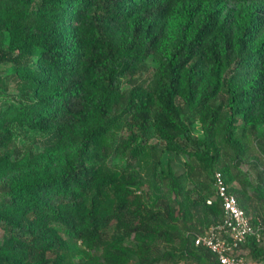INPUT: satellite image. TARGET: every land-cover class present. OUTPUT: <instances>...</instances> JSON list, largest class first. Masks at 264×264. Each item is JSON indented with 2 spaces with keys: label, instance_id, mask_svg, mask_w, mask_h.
<instances>
[{
  "label": "trees",
  "instance_id": "1",
  "mask_svg": "<svg viewBox=\"0 0 264 264\" xmlns=\"http://www.w3.org/2000/svg\"><path fill=\"white\" fill-rule=\"evenodd\" d=\"M147 57L152 76L135 81ZM4 63L22 96L0 98V264H218L193 242L222 216L215 171L260 223L264 0H0ZM123 128L130 159L155 164L153 134L211 178L189 162L166 164L157 184L146 165L108 167L106 135ZM21 129L41 147L18 148ZM244 160L262 164L254 182ZM257 240L240 244L246 259Z\"/></svg>",
  "mask_w": 264,
  "mask_h": 264
},
{
  "label": "rangeland",
  "instance_id": "2",
  "mask_svg": "<svg viewBox=\"0 0 264 264\" xmlns=\"http://www.w3.org/2000/svg\"><path fill=\"white\" fill-rule=\"evenodd\" d=\"M155 62L153 58L147 57L142 65V67L135 71L131 78L135 81H139L141 79L149 80L152 76L153 70H154ZM0 98L3 99H18L20 96H22V91L18 87L15 81L14 73L12 70V67L8 63L0 64ZM121 86L123 88H128L130 86V83L128 81V76H123L121 78ZM190 130L195 135H201V129L199 126V122L196 118H192L189 122ZM126 131L123 129H114L108 132L106 135V141L109 143L111 149L108 154V156L105 159V162L108 167L110 168H119L126 164L128 160L131 161V164L135 168H141V172L144 169V166L146 165L150 171H148L150 174L149 178L154 182L158 183V177L161 176V168L165 167L166 164H169L170 167L174 172H180L184 169L189 170L188 166L186 164L191 163L192 168L189 171L191 174H194V171L198 170L200 172L199 177H205L206 179L211 178V171L209 170H203L201 169L197 162L195 160H189L187 161L186 157L181 154L174 152L170 148L163 145V141L158 139L155 135L150 134L147 137V142H153L156 144V146L160 147V154L158 157V160L153 163V160L150 158L146 162H137L136 160L130 159L129 156L126 153V147L121 146V139L124 137ZM123 136V137H122ZM42 138L40 135L32 130H16L14 134V141L18 148L20 149H39L41 147V141ZM131 142V141H130ZM119 148V149H118ZM252 153H255V151H251ZM264 162V159H263ZM153 163V165H151ZM240 169L244 171V175L247 179L254 182L256 178V170L257 168L262 167V164H259L254 166L251 164L248 160L241 161ZM153 173V174H152ZM230 185L237 187V183L235 181H231L229 183ZM187 186L191 187L192 184L190 181H187ZM154 190V189H151ZM255 208L253 212L260 213L261 215V221H260V227H261V233H259V238L257 240V244L261 246L263 252L258 254L254 258L248 257V260L251 262V264H264V207L263 204L260 202L255 203ZM3 232L0 228V240L2 238ZM159 247H162L159 245ZM245 251H247L246 255L249 256L248 249L245 248ZM153 264H168L165 262H158ZM175 264H191L189 261L180 260Z\"/></svg>",
  "mask_w": 264,
  "mask_h": 264
},
{
  "label": "built area",
  "instance_id": "3",
  "mask_svg": "<svg viewBox=\"0 0 264 264\" xmlns=\"http://www.w3.org/2000/svg\"><path fill=\"white\" fill-rule=\"evenodd\" d=\"M213 185L222 206V216L209 224L193 237L195 244H201L215 253L218 264H251L245 258L240 244L248 235L259 238L258 228L252 225L249 216L240 207L234 194L227 190L226 184L218 171L213 174ZM210 199L207 198L206 202Z\"/></svg>",
  "mask_w": 264,
  "mask_h": 264
}]
</instances>
